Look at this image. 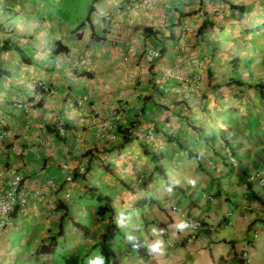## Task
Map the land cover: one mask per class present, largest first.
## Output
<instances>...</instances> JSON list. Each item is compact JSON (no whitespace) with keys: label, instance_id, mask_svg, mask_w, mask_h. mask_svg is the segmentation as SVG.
Instances as JSON below:
<instances>
[{"label":"crops","instance_id":"0c3cea01","mask_svg":"<svg viewBox=\"0 0 264 264\" xmlns=\"http://www.w3.org/2000/svg\"><path fill=\"white\" fill-rule=\"evenodd\" d=\"M2 131L23 201L0 264H87L102 243L106 264H264V187L247 180L264 177V0H0ZM188 217L212 227L187 243L169 225Z\"/></svg>","mask_w":264,"mask_h":264},{"label":"built area","instance_id":"2783aa9c","mask_svg":"<svg viewBox=\"0 0 264 264\" xmlns=\"http://www.w3.org/2000/svg\"><path fill=\"white\" fill-rule=\"evenodd\" d=\"M148 54L152 57L158 55L157 50H149ZM39 89L34 97H32L29 101H27L28 105H33L39 103L45 95L48 94L49 89L45 85L39 84ZM86 100V97H81L78 100V105H81ZM18 106H22V104H18ZM55 127L59 133L63 132V125L60 122H55ZM4 132H0V140L2 139ZM230 161H234L233 158H230ZM86 162L84 161L82 164H79L76 168L71 169L67 164L63 163L61 165V171L64 174V181L71 180L74 174H82L85 171ZM0 177L4 178V186L0 184V228H3L9 224L11 214L15 210L17 205H20L23 201L22 197L18 196L21 176L20 174L13 168H5L4 170H0ZM247 180L255 181L259 186L264 187V177L259 176L258 174H250L247 177ZM191 224L189 227V235L185 239V242H191L196 235H198L201 231H205L207 229H211V225H207L199 220L192 218H185Z\"/></svg>","mask_w":264,"mask_h":264},{"label":"clouds","instance_id":"9594fccd","mask_svg":"<svg viewBox=\"0 0 264 264\" xmlns=\"http://www.w3.org/2000/svg\"><path fill=\"white\" fill-rule=\"evenodd\" d=\"M186 182L192 187H195L196 185V180L192 178H187ZM179 183H180L179 180L170 181L166 185L165 191L171 193L173 191V187L179 185ZM124 222H125V216L123 213H121L118 215V218L116 220L117 226H123ZM189 227H191V224L186 220H180L176 223L169 225V228L174 229L176 232H183L185 229H188ZM163 233H164V229H158L155 226L151 227L150 235L156 238L151 241H147L144 245L149 255L163 256L165 254L166 251L165 242L163 239L159 238L163 235ZM125 240L128 243L132 244L134 248L139 249L140 244L137 242V239L134 235L126 234ZM87 264H106V258L102 254L96 253L87 260Z\"/></svg>","mask_w":264,"mask_h":264},{"label":"trees","instance_id":"16d2710c","mask_svg":"<svg viewBox=\"0 0 264 264\" xmlns=\"http://www.w3.org/2000/svg\"><path fill=\"white\" fill-rule=\"evenodd\" d=\"M85 19L86 20H88V18H87V16L85 17ZM56 133H57V131L56 130H54ZM119 132L122 134V140L123 141H127L128 140V135H127V132H126V130H124V129H119ZM88 154V153H87ZM107 208L105 207V206H103V207H101V212H104L105 210H106ZM109 249L107 248V246L104 244V243H102L101 244V253H102V255L106 258V260H107V257H108V255H109ZM106 263H107V261H106Z\"/></svg>","mask_w":264,"mask_h":264}]
</instances>
